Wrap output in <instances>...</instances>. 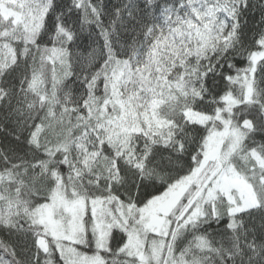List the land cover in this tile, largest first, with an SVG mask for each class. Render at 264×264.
Here are the masks:
<instances>
[{
  "label": "snow or ice",
  "instance_id": "obj_1",
  "mask_svg": "<svg viewBox=\"0 0 264 264\" xmlns=\"http://www.w3.org/2000/svg\"><path fill=\"white\" fill-rule=\"evenodd\" d=\"M109 7L114 18L105 26L102 17ZM248 7V0H228L225 4L221 0L212 3L209 0H126L121 5H106L104 0H100L99 5L92 0H23L20 21L12 24V18H0V101L9 97L11 88L15 87L11 82L16 79L19 80L18 92L28 91L25 84L32 87L36 79L34 70L30 73L31 80L29 75L16 77L13 74L22 61L31 69L29 61H35L38 54L41 67H50L54 87L62 86L64 81L73 77L80 84L81 97L73 103L71 110L79 112L82 119L90 118L84 113H90L89 100L98 99V89L104 95L102 109L105 115L111 116L110 109L115 110L114 98L119 105L114 119L102 116L92 128L96 151L89 153L88 146L83 145L85 167L89 155L103 153L112 161L103 184L99 177L95 180L102 191L90 199L93 208L97 204L104 207L106 203L116 208L115 213L109 210L113 221L107 226L108 243L91 240L86 225L82 239L75 233L65 236L70 241L67 253L57 245L59 259H53L51 249L41 247L40 243L51 238L47 208L52 204V197H44L32 204L18 200L15 215H24L27 221V226L20 225L18 231L24 233L26 240L30 233L36 249L33 259L39 261L43 253L45 264H97V261L109 264L103 255L106 253L112 257L111 264H126L120 257L133 258L129 242L134 237L137 264H149V261L161 264L156 254L157 238L160 251L163 252L165 247L168 249L163 264H208L211 257L202 253L211 251L212 225L229 236L240 231L246 235L248 231H254L245 227L247 219L254 220L259 216L264 221V30L255 37L251 47L245 44L240 16ZM73 10L80 14L79 26L71 19ZM85 11L92 14L88 30L94 29L98 38L97 43L90 46L100 49L95 63H91L88 54L77 45L78 31L84 29ZM218 12H224L232 21L231 27L227 20L217 17ZM128 21H132L131 28L127 27ZM117 22L127 35V41L116 31ZM237 52L240 54L230 55ZM74 56L80 65L78 72L72 64ZM57 64L64 68L60 78L56 76ZM193 76L200 81L199 88H191L193 103L202 101L213 106L211 111L202 113L207 121L214 119V112L217 114L215 119L231 128L234 122L222 113L238 117L236 135L226 151L221 138V151L209 153L207 139L212 130L207 122H190L203 129V134L188 151L184 139H176V133L171 131L174 121L165 124L153 119V98L162 99L165 87L172 95L181 92L186 96L189 92L186 85ZM6 84L10 86L5 87ZM233 88L242 90L243 99L233 94ZM33 95L37 94L34 92ZM225 95L232 96L234 103L231 107L221 108L219 105L224 103L222 98ZM39 102L41 110L46 113L39 121L31 111L37 107L35 102L25 105L30 110L27 113L18 112L22 117L19 122L30 121L28 143L38 152L42 146L37 130L44 128V119L56 117L55 107H44L46 94L39 95ZM242 105L246 107L241 108ZM235 108H241V111L237 113ZM62 111H68L66 104ZM193 111L199 109L194 107ZM221 131L217 129V133ZM87 135L88 128L85 127L84 136ZM138 140L143 144L139 145ZM61 151L57 149L53 153L44 149L42 155L55 161ZM63 151L67 152V149ZM168 152L177 155L188 152L189 163L186 171L166 184L157 185L152 182V176L164 170L165 162L172 166L171 156L163 154ZM5 162L8 163L7 157ZM41 163L40 160L34 161L31 177L39 178ZM66 163L67 155H64L56 168L48 169L45 165L44 175L47 177L51 171L54 188L63 184L59 165ZM57 175L59 182L55 179ZM125 184L128 185L125 189L127 195L122 196L120 188ZM193 186L194 191L186 195ZM16 191L19 193L20 189ZM76 196L78 194L73 190V197ZM160 201H167V206L158 207ZM218 202L222 207L217 206ZM21 203L24 204L23 212ZM88 213L86 202L85 215ZM0 228L17 232L11 217L0 224ZM149 233L153 237L149 242L151 256L143 251ZM185 238L186 243L180 247L178 241ZM112 242L115 243L114 255ZM249 250L252 252L248 257L250 261L264 254V250L256 251L254 240ZM11 255L16 256L14 247ZM234 260L230 254L226 264H234ZM3 264L9 262L3 261Z\"/></svg>",
  "mask_w": 264,
  "mask_h": 264
},
{
  "label": "trees",
  "instance_id": "obj_2",
  "mask_svg": "<svg viewBox=\"0 0 264 264\" xmlns=\"http://www.w3.org/2000/svg\"><path fill=\"white\" fill-rule=\"evenodd\" d=\"M100 0H92V3L99 5ZM126 0H104L107 5L109 3L113 5L124 4ZM171 2V0H168ZM213 0H209L212 3ZM228 0H221L222 4L227 3ZM249 7L247 10H243L240 16L241 24L243 25L244 32V42L247 46L251 47L254 43L255 37L261 34L264 30V0H248ZM203 9V8H201ZM183 14V12H181ZM218 18H223L227 20L229 27L232 25V21L228 20V17L224 12H218ZM92 18L90 11H85L84 13V29L78 31L79 38L77 39V45L79 48L83 49L87 54L91 63H95L96 56L99 55L100 49L98 47H91L97 43V36L94 34V29L89 31V19ZM103 20L105 26L109 24V20L114 18L112 15V9L109 7L103 14ZM73 23L77 26L80 24V14L73 10V16L71 17ZM159 17L157 20L159 22ZM246 21V23H245ZM2 26V25H0ZM11 26V25H10ZM127 27H132V21L127 22ZM116 31H119L121 38L127 41L128 37L124 33L123 28L120 23L117 22L115 26ZM19 28L17 32H19ZM237 53H230V55H237ZM211 55V54H210ZM213 59L215 57L213 56ZM238 64L239 60L236 61ZM195 63V61H193ZM202 63L207 64L206 61ZM31 69L25 65L22 61L17 72L13 75L18 77L20 75H29L31 80V71H35L36 79L28 88L26 92H18L19 80L16 79L11 83L15 84V87L11 88V92L8 98L0 101V224H3L5 220L11 217L14 222V227L17 232H11L10 230H5L0 228V257H3V261H8L9 264H45L43 253H41L40 260L37 261L33 259V254L36 251L35 247L32 245L29 239L26 240L24 233L19 232L20 225L27 226V221L24 215L16 216V204L18 200L25 201L29 204L38 203L41 199L47 196L54 197L55 194L63 196L65 199L72 201L76 199H86L90 200L91 196L96 195L102 191L101 187H98L95 183L97 177L100 178L101 184H103L104 178L108 176L109 167L112 161L103 153L97 155H89L87 160V167L84 166V150L83 145L88 146V152L93 153L96 151L94 148V136L92 128L95 127L99 118H101L104 105V95L101 90H97L96 97L98 99H90L89 103L91 105V111L85 112L84 116L90 118L82 119L79 112L72 111L73 103L78 102L82 88L75 78L64 81L63 85L53 86V79L50 67H41L38 59L35 61H29ZM72 64L74 69L78 72L80 70V65L76 61L74 56L72 59ZM240 66H243L240 64ZM166 71V69H165ZM64 72L63 66L60 64L56 65V76L58 78L62 77ZM156 73L153 72V76ZM200 81L191 77L188 80L187 87L189 89L188 94L185 96L181 92H177L175 95L169 93L167 87L163 90V98L154 97L156 107L154 120L159 122L170 124L175 122L171 126V131L176 133V139L183 138L185 144L188 147V151L195 146V143L199 140L200 135L203 134V129H199L192 125L186 118V112H194L202 114L204 111H211L212 105L204 104L202 101H197L193 103L194 94L191 88H199ZM5 87L10 85L6 84ZM37 95H33V93ZM47 95V104L44 107L51 109L55 107L56 117L48 120L44 119V128L37 130L36 135L39 137V142L42 146L40 152L35 148L30 147L28 143V136L30 129L28 123L19 122L22 121V117L18 114L20 110L27 113L30 111L25 107L29 102H35L37 107L33 111L36 115V120H41L46 113L41 110L39 95ZM233 94L240 99H243L242 90L233 88ZM160 93L157 92V97ZM222 104L219 106L221 108L231 107L234 103L232 96L225 95ZM67 106L68 111H62L63 107ZM199 109V111H193V108ZM246 107L242 105L241 108ZM241 108H235L234 111L239 113ZM217 114L213 112V117ZM223 116H227L234 123L232 128H236L235 122L238 117L235 115L230 116L227 112L222 113ZM187 122V123H186ZM218 124L217 121H209L208 126L212 130ZM179 125V127H176ZM88 128V135L84 136V128ZM55 129V131H53ZM182 129V130H181ZM165 134H168V130L165 129ZM19 139H16V137ZM91 142V143H90ZM139 145L143 144L142 140H138ZM44 149L55 153L57 149L62 150L55 157V161H52L51 157H45L42 155ZM67 149V152L63 150ZM164 155H170L172 159V166H167L163 171L158 172L152 176V182L159 184H166L168 181L178 175L183 171H186L189 156L188 152L183 155H177L172 152L163 153ZM64 155H67V163L59 165V172L63 174L64 181L63 184H58V187L54 188L51 184L52 174L51 171L48 172V176L45 177V165L48 169H53L57 167V162L62 159ZM5 157H7L8 163L5 162ZM42 161L40 165V176L39 178L31 177L33 169L35 167L34 161ZM238 163V166H241ZM77 172L80 175H77ZM91 176V180L89 177ZM31 177V178H30ZM59 182V175L55 177ZM22 181V182H21ZM128 187L127 184L120 188V194L126 196L127 193L125 189ZM19 188L20 191L17 193L16 189ZM73 190L76 191L78 196L73 197ZM133 194H135L133 190ZM218 207L222 205L218 202ZM24 204L21 203L20 210L23 212ZM223 226L221 225L220 228ZM245 227L247 229H253L254 231H248L247 234L243 231L236 232L232 236L219 230L217 226L212 225L211 234V251H206L202 253L204 256L211 257V261L208 264H226V258L231 254L235 257L234 264H264V254L261 257L254 258L251 261L248 259L252 256V252L249 250L251 247V242L255 241V249L260 252L264 250V221L257 216L254 220L247 219ZM109 239V238H108ZM185 240L178 241L180 247H183L186 243ZM45 247L50 248V255L53 259H59V254L56 252L55 245L52 238H45L43 240ZM108 243V240H107ZM16 249V256L11 255L12 248ZM73 247H79L78 245H73ZM113 255L115 254V243L112 242ZM243 250L242 255L240 250ZM80 251H85V249L80 248ZM103 255L109 261L112 262V257L108 256L106 253ZM18 257V259H17ZM129 259L126 256H121L120 260L122 262L126 261V264H137L134 256ZM0 261V264H3ZM63 264V262H61Z\"/></svg>",
  "mask_w": 264,
  "mask_h": 264
},
{
  "label": "rangeland",
  "instance_id": "obj_3",
  "mask_svg": "<svg viewBox=\"0 0 264 264\" xmlns=\"http://www.w3.org/2000/svg\"><path fill=\"white\" fill-rule=\"evenodd\" d=\"M22 2L23 0H19V3L18 0H0V18H3L4 20L12 18V24H15L17 21H20L22 19L20 9V4ZM203 10L204 9H201L202 12ZM231 103L233 104V102ZM113 104L115 105V110L110 109L112 115L107 116L102 112L101 117L103 116L104 119H114L116 117V110L119 109V105L116 98L113 99ZM151 107L152 106H150V108ZM155 107L156 103L154 100V109ZM185 115L189 122L196 121L198 124H205L206 122H209L203 114L186 112ZM224 117L227 119V116ZM213 121H217L218 124L212 129V134L209 135L207 139V146L210 154H215L221 151V138L224 139L223 150L226 151L229 143L236 135L234 128H230L227 124H221L220 120L215 119V117ZM217 129H222V131L217 133ZM194 178L195 177H193V179ZM194 188L195 186L189 188L188 193H186V195L191 194L194 191ZM86 202H88L89 208L88 215H85ZM167 204V201L157 202L158 207H166ZM110 209L113 213H115L116 208L112 204L106 203L104 207H101L99 204H97L93 208L90 200L76 199L69 201L63 196L55 194L52 198L51 206L47 208L49 226L51 228L50 237L53 239L55 248L58 245L64 249L65 253H67L70 241L66 239L65 236H71L75 233L77 234L78 238L82 239L83 230L86 225L88 229V237L91 240L107 244V232L109 231L107 226L113 221V216L109 215ZM53 216H55V219H53ZM129 223H131V221H129ZM152 239L153 237L149 233L148 239L144 242L143 251L149 256L152 255V252L149 247V242L152 241ZM40 243L41 247L46 246L43 240ZM136 243L137 242L135 241L134 237L129 242V251L132 252V256L134 257L136 256ZM71 246L73 247V245ZM156 254L159 256L161 264H163L164 257L168 254V249L165 247L163 249V252L160 251L159 238H157L156 240ZM97 264H99L98 261ZM149 264H151V261H149Z\"/></svg>",
  "mask_w": 264,
  "mask_h": 264
}]
</instances>
